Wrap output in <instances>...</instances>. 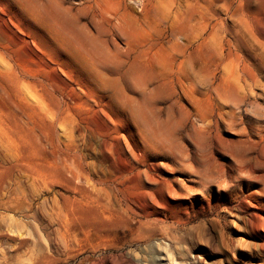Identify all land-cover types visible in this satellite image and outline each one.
<instances>
[{
    "label": "rangeland",
    "instance_id": "1",
    "mask_svg": "<svg viewBox=\"0 0 264 264\" xmlns=\"http://www.w3.org/2000/svg\"><path fill=\"white\" fill-rule=\"evenodd\" d=\"M0 264H264V0H0Z\"/></svg>",
    "mask_w": 264,
    "mask_h": 264
}]
</instances>
